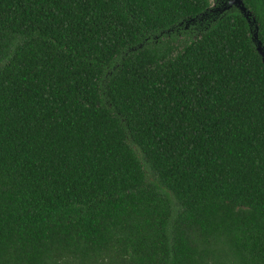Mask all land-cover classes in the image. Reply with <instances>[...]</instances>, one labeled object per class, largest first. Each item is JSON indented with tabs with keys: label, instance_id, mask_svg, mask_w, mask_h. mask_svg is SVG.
<instances>
[{
	"label": "trees",
	"instance_id": "16d2710c",
	"mask_svg": "<svg viewBox=\"0 0 264 264\" xmlns=\"http://www.w3.org/2000/svg\"><path fill=\"white\" fill-rule=\"evenodd\" d=\"M0 0V264H264V0Z\"/></svg>",
	"mask_w": 264,
	"mask_h": 264
},
{
	"label": "water",
	"instance_id": "95a60500",
	"mask_svg": "<svg viewBox=\"0 0 264 264\" xmlns=\"http://www.w3.org/2000/svg\"><path fill=\"white\" fill-rule=\"evenodd\" d=\"M232 6H236L240 9V11L244 14V16L249 21L251 27L256 23V18H252V13L248 10L247 6L244 3V0H228L224 3L222 7H218L217 9L220 11L226 10L228 8H231ZM253 41L256 44L257 50L260 53L263 61H264V44L259 39L258 35V25H256V29L253 31Z\"/></svg>",
	"mask_w": 264,
	"mask_h": 264
}]
</instances>
